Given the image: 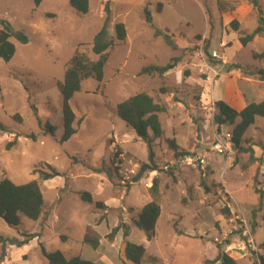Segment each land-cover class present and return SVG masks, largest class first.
<instances>
[{"label": "rangeland", "instance_id": "374dc122", "mask_svg": "<svg viewBox=\"0 0 264 264\" xmlns=\"http://www.w3.org/2000/svg\"><path fill=\"white\" fill-rule=\"evenodd\" d=\"M257 2L264 17V0ZM0 19L27 36L24 43L11 36L15 53L7 62L0 59V180L26 183L37 178L34 169L59 173L40 181L44 206L38 219L19 215V223L11 226L0 217L3 238L36 234L22 246L6 242L0 264H47L41 247L66 257L83 251L94 264H131L123 260L121 230L113 239L106 236L120 223L129 226L130 242L157 258L148 264H204L215 259L218 247L238 264L259 263L264 256V117L246 129L242 150L231 143L233 125L217 131L213 123L217 100L240 110L264 99V81L249 72L264 69V57L258 56L264 53V33L246 45L237 40L238 33L257 26L250 0H89L84 14L69 0H42L37 7L33 0H0ZM234 19L237 32L230 26ZM119 22L126 38L107 49L103 80L84 79L69 100L77 131L60 142L57 82L75 50L96 60L94 35L106 24L113 38ZM156 29L167 32L177 49L155 36ZM172 57L179 61L163 75L139 73ZM137 92L165 107L159 113L163 134L151 142L152 161L146 143L116 113V104ZM168 138L189 154L174 157ZM9 141L14 144L7 148ZM146 163L157 169L134 181ZM154 178L155 197L149 190ZM82 192L90 193L92 202L82 200ZM153 198L160 214L155 237L148 240L132 219ZM86 227L99 236L96 251L82 241Z\"/></svg>", "mask_w": 264, "mask_h": 264}, {"label": "trees", "instance_id": "16d2710c", "mask_svg": "<svg viewBox=\"0 0 264 264\" xmlns=\"http://www.w3.org/2000/svg\"><path fill=\"white\" fill-rule=\"evenodd\" d=\"M41 1L42 0H33L34 6L37 7ZM250 1L257 10V26L249 33H238L237 40L241 45H246L255 35L264 33V17L258 8V2L257 0ZM69 5L75 12L84 14L88 12L89 0H69ZM144 12L146 16L145 20L152 25L151 16L148 10L145 9ZM48 15L51 16V14ZM0 22L2 24V28L0 29V59L7 62L15 53V45L9 40V38L14 36L18 41L24 43L27 41V36L22 31H13L8 21L0 19ZM230 26L235 32L239 30L238 23L235 19L230 22ZM154 34L155 36L162 35L164 42L168 46L173 50L177 49V44L167 32H162L161 30L156 29ZM125 38L126 28L123 23L119 22L114 25L113 38L109 36L105 24L92 39V51L94 54L98 55L96 60H91L84 53L75 50L65 68L63 80L57 82V88L62 101L61 111L63 133L60 142L66 141L77 131L73 126L76 116L69 105V100L74 93L80 90L81 82L84 79L93 78L98 82L103 80L104 66L108 58L107 49L115 43L124 41ZM258 56L264 57V53H261ZM178 61V57H172L162 65L150 64L144 66L140 69L139 73L148 75L156 73L158 75H163L167 71L173 69ZM249 72L250 74L258 75L259 79L264 81V69ZM163 111H165V107L155 102L153 97L146 92H137L116 104L117 115L134 131L137 137L146 143L149 152V161L153 160V153L151 150L152 139L159 138L163 134L161 122L159 120V113ZM259 116L264 117V99L258 102H250L240 110L233 108L223 100H217L214 102L213 123L216 125L217 131L220 130L222 125H233L230 140L234 147L241 150L243 149L242 137L246 129L250 125H253L256 118ZM14 118L21 121V117L17 114L14 115ZM1 128L2 127L0 126V129ZM47 130L51 134L53 133L52 126H48ZM28 137L33 140L36 139V135L34 134H29ZM166 143L176 158L189 154L187 151L179 150L174 139L168 138L166 139ZM13 144L14 141H9L6 147L9 148ZM72 159L74 161L77 160L74 157H72ZM110 163L114 164V156L110 160ZM153 169H157V166H151L147 163L142 164L134 181H137L145 171ZM93 170L95 172L102 171L100 168H94ZM33 172L38 173L37 178L22 184H16L6 177H3L0 180V217L8 225H17L19 223V215H23L32 220L38 219L44 206L40 181L59 175L54 169H51L49 172L41 169H34ZM201 184L204 185L203 181H201ZM149 190L154 197L157 195L158 183L156 178L152 180ZM254 191L255 193H262L257 186L254 187ZM80 198L92 202L90 193L88 192L80 193ZM95 204L97 206H103L99 201H96ZM223 211L229 214L227 208ZM159 214L160 206L157 200L153 198L144 204L139 210L137 216L132 219V223L145 233L148 240H152L155 237V226ZM252 216H255L254 210L252 211ZM119 230L122 232V256L124 261L131 264H148L157 261L156 257L147 256L145 247L142 244L132 243L128 240L130 228L124 223L114 226L106 235L107 238L113 239ZM35 236L36 234H30L22 240H8L0 236V263L6 256V242H9L11 245L22 246ZM82 241L83 243L88 244L93 250L97 249L99 246V236L90 227H86ZM41 252L43 257L47 260V264H94L78 255L66 257L58 250L49 252L41 247ZM258 259V264H264V256H259ZM209 262H218V264H238L236 259L228 255L220 247H218L215 259L213 261L207 260L204 264H208Z\"/></svg>", "mask_w": 264, "mask_h": 264}, {"label": "crops", "instance_id": "0c3cea01", "mask_svg": "<svg viewBox=\"0 0 264 264\" xmlns=\"http://www.w3.org/2000/svg\"><path fill=\"white\" fill-rule=\"evenodd\" d=\"M85 250V249H84ZM96 251V250H95ZM83 253V251L81 252V254H80V257L81 258H83V259H85V256L82 254ZM79 256V255H78ZM72 257V256H71ZM85 260H88V261H91V262H93L94 263V261L95 260H92V258H88V259H85Z\"/></svg>", "mask_w": 264, "mask_h": 264}, {"label": "built area", "instance_id": "2783aa9c", "mask_svg": "<svg viewBox=\"0 0 264 264\" xmlns=\"http://www.w3.org/2000/svg\"><path fill=\"white\" fill-rule=\"evenodd\" d=\"M216 146L218 147L217 149H219L221 145L220 144H216ZM189 159L192 160L193 158H189ZM193 160H195V161L198 160L199 162L203 163V160L202 159H196V158H194Z\"/></svg>", "mask_w": 264, "mask_h": 264}]
</instances>
